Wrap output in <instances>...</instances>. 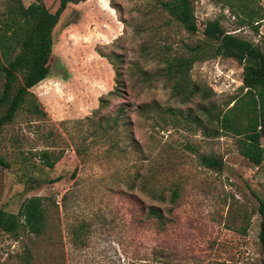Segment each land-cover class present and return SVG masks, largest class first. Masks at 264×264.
<instances>
[{
	"label": "rangeland",
	"instance_id": "1",
	"mask_svg": "<svg viewBox=\"0 0 264 264\" xmlns=\"http://www.w3.org/2000/svg\"><path fill=\"white\" fill-rule=\"evenodd\" d=\"M160 1L78 0L59 13L49 72L26 96L37 110L21 107L0 130V209L16 213L38 195L43 230L0 229V264H23L26 250L29 264L259 263L264 151L251 164L203 110L240 92L241 67L205 57L177 85L164 67L204 45L209 19L264 51V0H190L194 33ZM21 3L43 30L58 0ZM7 19L0 0V25ZM97 122L109 129L94 132ZM43 149L58 155L51 168L38 160ZM200 154L220 157L221 168L203 167Z\"/></svg>",
	"mask_w": 264,
	"mask_h": 264
},
{
	"label": "trees",
	"instance_id": "2",
	"mask_svg": "<svg viewBox=\"0 0 264 264\" xmlns=\"http://www.w3.org/2000/svg\"><path fill=\"white\" fill-rule=\"evenodd\" d=\"M6 1L8 19L0 25V130L5 123L12 120L21 107L29 111L37 110V105L26 98L29 95L28 88L48 74L50 29L66 4L78 0H58L57 8L43 30V24L35 26L29 21L21 0ZM160 4L185 31H197L190 0H164L160 1ZM249 14H252V11ZM201 34L205 40L204 45L190 47L187 57L179 55L167 61L164 75L177 85L184 82V71L195 60L219 56L238 63L241 67L240 92L221 107L210 105L208 109H202L207 114L213 110L208 119L215 123L213 133L227 132L237 136L238 153L251 164L257 165L264 151L259 145V138L264 136V51L251 41L226 32L217 19L206 20ZM109 62L114 66L112 60ZM114 72L115 82L120 84L119 71L115 67ZM141 73L146 74L144 71ZM114 89L118 90L117 87ZM112 92L109 91L108 94ZM99 101L104 100L100 98ZM107 129V123L97 122L93 130L105 133ZM116 145L117 143L114 144ZM37 156L40 163L47 168L53 167L58 159V155L47 149L38 151ZM199 162L203 167L213 170L220 169L222 165L221 158L213 154H200ZM173 194L176 195L175 191ZM256 211L259 217L258 264H264V198L258 199ZM42 228V199L38 195L25 197L16 213L0 209V229L12 236H18L23 231L38 235ZM21 259L23 264H29L30 254L27 250Z\"/></svg>",
	"mask_w": 264,
	"mask_h": 264
}]
</instances>
